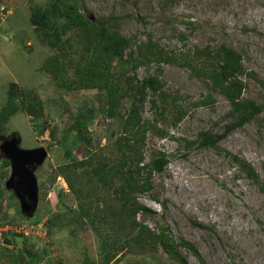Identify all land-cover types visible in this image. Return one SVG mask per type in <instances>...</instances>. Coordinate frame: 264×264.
Listing matches in <instances>:
<instances>
[{
    "label": "rangeland",
    "instance_id": "1",
    "mask_svg": "<svg viewBox=\"0 0 264 264\" xmlns=\"http://www.w3.org/2000/svg\"><path fill=\"white\" fill-rule=\"evenodd\" d=\"M48 1L0 0V108L6 101L9 84L15 82L39 97L48 122L42 135L32 130V123L24 113L14 115L6 124L4 136L16 133L21 138V148L44 147L48 156L35 171L38 206L31 221L18 216L14 200L8 194L3 192L0 197V222L5 218L16 222V230L20 231L23 226L34 227L35 221H41L37 228L31 229L38 235L24 236L14 229L0 227V233L23 235H6L9 243L0 235V264H14L13 256L18 253H25L24 261L18 264H29L26 251L41 255L43 249L48 256L31 264H82L84 259L96 260L98 254L96 236L88 225L64 224L63 218L69 214L67 207L76 211V204L65 181L61 177L55 181L50 178L57 167L72 159L65 158L60 147L51 145L60 140L63 129L78 111L102 108L104 94L95 90L65 93L41 70L54 51L37 40L29 12L32 6H45ZM81 3L85 15L93 16L94 20L117 19L120 34L132 42L150 38L178 57L187 54L191 58L195 49L205 47L214 49L223 45L232 49L243 56L244 70L256 77V80L241 77L247 84L243 97L264 105V0H81ZM156 74L154 65L135 72L138 80ZM159 78L164 83V93L177 96L186 114L175 127L170 118L155 123L150 96L143 104L142 119L168 134L166 138L146 134L145 162L159 151L168 157V165L162 174L153 175V190L139 197V202L155 214H139L137 220L156 232L160 226L168 227L175 239L183 238L194 244L200 260L181 249L188 264H264V193L222 152L197 148L194 143L201 132L215 135L223 132L230 122L226 117L229 103L186 67L162 65ZM207 96H211L213 104L192 105ZM127 105L123 104L120 115L125 114ZM117 128L116 121L99 115L87 133L95 147L101 148ZM52 130L53 139L48 134ZM218 148L249 163L264 185V109L257 121L228 134ZM83 150L81 143L73 148V159H82ZM2 173L7 176L0 178V191L9 175V167H2L0 162ZM55 215L60 216L48 236L41 224ZM153 259L178 264L162 251L152 257L124 253L120 261L112 264H148Z\"/></svg>",
    "mask_w": 264,
    "mask_h": 264
},
{
    "label": "trees",
    "instance_id": "2",
    "mask_svg": "<svg viewBox=\"0 0 264 264\" xmlns=\"http://www.w3.org/2000/svg\"><path fill=\"white\" fill-rule=\"evenodd\" d=\"M85 12L81 0H49L45 6H32L29 12V22L37 40L54 51L44 61L41 70L49 76L56 88L65 93L95 90L104 94L102 108L88 107L78 111L71 123L63 129L60 140L51 145L52 148L60 147L63 156L72 159L57 167L50 178V181H55L61 177L76 204V211L67 207L69 214L66 219L63 218L64 224H86L96 236L97 259H84L82 264H112L120 261L124 253L152 257L159 251L174 258L178 264H188L181 249L200 260L196 246L183 238L175 239L168 227L160 226L156 232L137 220L139 214H155L139 202V197L153 190V175L162 174L168 165V157L159 151L152 153L145 162L146 134L150 132L160 138H166L168 134L143 120L141 109L150 96L155 123L170 118L173 127L186 114L177 96L170 97L164 93V83L159 78L162 65L186 67L192 75L208 82L229 103L230 111L226 117L230 122L221 134L207 131L199 133L194 143L197 148H214L222 152L236 164V169L243 172L264 193V185L259 182L249 163L218 148L219 142L228 134L257 121L262 113L264 105L243 97L247 84L241 77L247 76L254 80L256 77L244 70L242 55L223 45L214 49H195L191 58L187 54L178 57L150 38L138 43L132 42L120 34L117 19L91 22ZM180 39L185 37L180 36ZM152 65L157 67V74L138 80L135 75L137 69ZM124 103L128 104V109L122 116L120 109ZM213 103L211 96H207L192 105L207 106ZM18 113L29 117L32 130L37 135L46 132L48 122L39 97L12 82L7 90L6 101L0 108V137L4 136L6 124L11 117ZM99 115L118 124V128L111 132L107 144L101 148L95 147L87 133ZM48 134L53 139L55 132L52 130ZM80 143L84 145L82 159L76 160L72 152ZM0 162L2 167H9L7 160L0 158ZM6 176L5 173L0 174V178ZM3 192L14 200L18 216L26 219L20 215L13 195L3 187L0 197ZM59 216L47 217L42 223L41 227L47 229L48 236L52 235L50 229ZM39 222L35 221L34 227L37 228ZM191 224L203 227L196 222ZM3 226L15 227L17 224L5 218L0 222V227ZM10 234L23 236L11 231L0 233L6 243H9L6 235ZM26 253L29 255V264L48 256L46 249H43L41 255L30 251ZM24 255H14L12 262L22 263ZM148 264L165 263L153 259Z\"/></svg>",
    "mask_w": 264,
    "mask_h": 264
},
{
    "label": "water",
    "instance_id": "3",
    "mask_svg": "<svg viewBox=\"0 0 264 264\" xmlns=\"http://www.w3.org/2000/svg\"><path fill=\"white\" fill-rule=\"evenodd\" d=\"M91 22L93 16H87ZM3 159L9 163V175L4 188L18 203L19 213L31 219L38 206V185L35 171L48 156L47 148L24 149L20 147L21 138L12 133L9 139L0 137Z\"/></svg>",
    "mask_w": 264,
    "mask_h": 264
},
{
    "label": "built area",
    "instance_id": "4",
    "mask_svg": "<svg viewBox=\"0 0 264 264\" xmlns=\"http://www.w3.org/2000/svg\"><path fill=\"white\" fill-rule=\"evenodd\" d=\"M41 225H42V224H41ZM16 227H17V226H15V227H14V226H13V227H11V226H9V227L5 226V227H4V230H5V229H8V230H10V229H14L16 232L21 233V234H23L24 236L34 235V234L38 235V234L35 233L34 231H31V229H35L34 227H30V226L25 227V226H23L22 229H21L20 231H17V230H16Z\"/></svg>",
    "mask_w": 264,
    "mask_h": 264
},
{
    "label": "flooded vegetation",
    "instance_id": "5",
    "mask_svg": "<svg viewBox=\"0 0 264 264\" xmlns=\"http://www.w3.org/2000/svg\"><path fill=\"white\" fill-rule=\"evenodd\" d=\"M11 135H12V134L7 135V136H2V137H3V138H6V139H9ZM0 143H1V142H0ZM37 169H38V168H37Z\"/></svg>",
    "mask_w": 264,
    "mask_h": 264
},
{
    "label": "clouds",
    "instance_id": "6",
    "mask_svg": "<svg viewBox=\"0 0 264 264\" xmlns=\"http://www.w3.org/2000/svg\"><path fill=\"white\" fill-rule=\"evenodd\" d=\"M5 227V226H4Z\"/></svg>",
    "mask_w": 264,
    "mask_h": 264
}]
</instances>
